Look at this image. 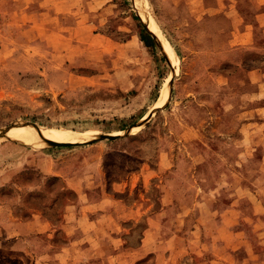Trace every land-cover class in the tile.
<instances>
[{"label": "rangeland", "instance_id": "1", "mask_svg": "<svg viewBox=\"0 0 264 264\" xmlns=\"http://www.w3.org/2000/svg\"><path fill=\"white\" fill-rule=\"evenodd\" d=\"M37 5L48 28L34 24ZM259 9L264 0H146L175 61L134 0H0V131L29 124L88 142L2 138L0 202L23 219L41 210L63 245L61 214L76 178L84 203H95L80 222L91 248L77 264H264ZM131 36L154 58L144 73L119 48ZM165 87L164 108L124 136ZM31 260L1 244L0 264Z\"/></svg>", "mask_w": 264, "mask_h": 264}, {"label": "crops", "instance_id": "2", "mask_svg": "<svg viewBox=\"0 0 264 264\" xmlns=\"http://www.w3.org/2000/svg\"><path fill=\"white\" fill-rule=\"evenodd\" d=\"M30 1L39 2L40 0H27V2ZM37 8L38 5L35 10H31V13L35 17L34 24L41 28L45 26L48 28L49 25L47 24L49 20L45 17L47 15L42 12L40 13ZM39 8H41V4ZM259 13L262 16L257 18L256 24H263L264 10L261 9ZM79 14L82 16L81 12ZM53 17L54 19L56 18L55 16ZM249 27L253 29L256 25L250 24ZM119 45L120 50H126L131 60L137 62L135 65L136 70H133V72L144 73L151 69V64L154 59L151 51L144 45H141L140 41L136 40V37L131 36L127 40L120 42ZM68 187L76 192V198L75 200L64 202L62 209L60 228L61 234L68 240L67 243L60 245L56 242L54 233L52 232V226L55 225L52 224L51 220L41 210L31 209L28 218L23 219L21 216H18L13 204L0 202V214L5 217V225L1 227L4 228V231L2 229L0 231V247L4 241H7L15 256L20 257L22 260H25L27 256L32 258L29 261L31 263L25 261L24 264H51V260H54L53 262L55 264H77L75 257L80 253H87L91 248L88 245H82V236H86L82 233L83 227L80 222L85 217V214H87L86 212L88 211L86 210H91V206L95 207V203L90 200L88 201L89 204L84 203L83 194L85 193L79 187L76 178L73 181H69ZM99 202L100 200H98ZM93 222L94 224L96 223V228L102 226L99 220H94Z\"/></svg>", "mask_w": 264, "mask_h": 264}, {"label": "bare ground", "instance_id": "3", "mask_svg": "<svg viewBox=\"0 0 264 264\" xmlns=\"http://www.w3.org/2000/svg\"><path fill=\"white\" fill-rule=\"evenodd\" d=\"M134 3H135V6L138 9H140V11H143V14L145 15L144 20L148 24L150 29L154 32L156 37L158 36L159 38H161L165 42L164 44H165L166 50L173 55L175 61H178V57H177V54H176L174 48L172 47L170 42H168L166 40L165 36L161 32V30H160V28L156 22V20L150 14H148V12H145V11H147V10H145L146 0H134ZM159 38H158V40L160 41L161 45L163 46V43L161 42V40ZM163 49H164V47H163ZM165 54H166V52H165ZM168 93H169L168 88L165 87L161 93V96H160L158 102L154 105V107H153L154 109H156V107H159L160 105H162L166 101V99L168 97ZM153 110H151V111H153ZM149 113H148V115H149ZM147 121L148 120H144L143 124H145ZM11 136L16 137V138H18L22 141H25L27 143H30V144H36L39 141H45V140H54V141H61V142H83V139L81 138L82 136L80 137L77 134L66 132V131H60L59 129L54 130V129H50V128L47 129V128H43V127L37 128V127H35L33 125H29V124H27V125L26 124L25 125L24 124H17L15 126H13L8 131L6 138L11 139V140H16V139H13ZM68 140H71V141H68Z\"/></svg>", "mask_w": 264, "mask_h": 264}, {"label": "water", "instance_id": "4", "mask_svg": "<svg viewBox=\"0 0 264 264\" xmlns=\"http://www.w3.org/2000/svg\"><path fill=\"white\" fill-rule=\"evenodd\" d=\"M141 19H142V18H141ZM142 22L145 23V25H146L148 31H149V32L153 35V37L157 40L159 47H160L161 50L164 52L163 46L161 45L160 41L158 40V38L156 37V35L154 34V32L148 27V25L146 24L145 21H143V19H142ZM166 57H167V55H166ZM167 59H168V58H167ZM174 79H175V76L173 75V76L171 77V79H170V83H169L171 89H172V86H173V83H174ZM170 96H171V92H170L169 98H170ZM162 108H164V105L161 106V107H159V108L154 109L153 111H151V112L149 113V115H148L145 119L140 120V122H138L137 124H135V125L129 127V128L126 130L124 136H127V135L132 134L135 128H141V127H142V124H143V122H144V120H149V119H150V118H151L156 112H158V111L161 110ZM12 127H13V126H10V127L6 128V129H4V130H2V131L0 132V133H1V134H0V140H1L2 138H6V135H7L8 131H9ZM35 127L39 128L38 126H35ZM121 136H122V135L100 134V135H99L98 137H96V138L99 139V140H102V139H110V140H113V139H118V138H120ZM47 142H48L50 145H52V146L81 145V144L88 143V142H86V141H85V142H84V141H83V142H61V141H54V140H47Z\"/></svg>", "mask_w": 264, "mask_h": 264}, {"label": "trees", "instance_id": "5", "mask_svg": "<svg viewBox=\"0 0 264 264\" xmlns=\"http://www.w3.org/2000/svg\"><path fill=\"white\" fill-rule=\"evenodd\" d=\"M142 40L146 43L148 47H154L155 43L153 39L149 36V34L145 31L141 34Z\"/></svg>", "mask_w": 264, "mask_h": 264}]
</instances>
